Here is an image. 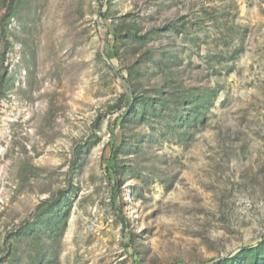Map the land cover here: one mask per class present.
<instances>
[{"label": "rangeland", "instance_id": "rangeland-1", "mask_svg": "<svg viewBox=\"0 0 264 264\" xmlns=\"http://www.w3.org/2000/svg\"><path fill=\"white\" fill-rule=\"evenodd\" d=\"M14 6L0 25V264H201L264 236V0ZM133 20L138 40L126 36ZM112 45L122 65L140 59L152 92L167 69L187 86L220 83L189 138L159 110L144 123L137 147L120 153L130 171L118 187L105 170L108 122L126 108V85ZM45 200L58 201V229L66 219L60 234L37 229ZM117 209L141 258L122 243Z\"/></svg>", "mask_w": 264, "mask_h": 264}, {"label": "trees", "instance_id": "trees-1", "mask_svg": "<svg viewBox=\"0 0 264 264\" xmlns=\"http://www.w3.org/2000/svg\"><path fill=\"white\" fill-rule=\"evenodd\" d=\"M15 0H3L2 6L5 7L4 12L0 15V25L7 24L10 18L15 12ZM102 19H106V13H100ZM112 27V26H111ZM122 31V30H121ZM122 33V32H121ZM120 33V34H121ZM109 34L117 41L119 31L116 27H112L109 30ZM126 33L122 37H125ZM138 30V24L136 21H132L129 27L127 37L132 40H138L140 36ZM136 42V41H134ZM6 42V47H8ZM138 49V46L133 48L134 51ZM110 50L115 55L118 69L115 72L124 85H126V91L119 98V103H125L126 108L124 111L116 116L114 119L108 122L110 139L109 155L105 164V170L109 181L112 182L114 187H118L122 181V178L130 171V166L126 165L124 158L120 157L121 151L127 146L129 149L136 148L140 140L145 133H142L144 123L149 121L157 110L163 116L172 118V124H166L169 131L176 133L179 130L184 138H189V129L196 127L199 123L203 124L207 120V111L214 104L215 97H217V91L220 87V83L216 82L207 85H190L187 86L185 82H181L177 79H172V75L175 71L167 69L164 73V83L159 86L155 84L154 90L150 89V86H146L141 82L140 59L135 60L131 64L125 66L120 63L119 55L114 45L110 47ZM145 56L151 58V50L145 47L142 52ZM4 58V52L1 53V62ZM1 64V63H0ZM170 79V80H169ZM177 84L178 86H175ZM168 88V89H166ZM2 89V75H0V90ZM119 106V104L117 105ZM160 114H155L160 119ZM164 119L167 121V118ZM150 128L151 122H150ZM141 127V130H135V128ZM116 129H119L120 142L116 140ZM97 134L94 138H97ZM82 148L79 146L75 149L74 154L79 156ZM163 161H167L164 155L161 156ZM58 201L45 200L38 205V216L41 217L38 230L45 231L47 228H55V232H63L66 219L63 220L61 229H58V220L61 219V215L57 214ZM52 209L51 210H49ZM116 215L122 220V243L125 248H132V255L136 258H141L136 246L134 245L133 233L128 229L129 223L123 216L120 209L116 210ZM38 233H36V237ZM52 236L55 237L54 233ZM41 255L38 256V260ZM36 259V260H37ZM215 262L214 264H264V236H262L256 243L246 244L238 250L229 253L225 256H217L206 258L201 264L205 262ZM172 264H190L184 260H176Z\"/></svg>", "mask_w": 264, "mask_h": 264}]
</instances>
